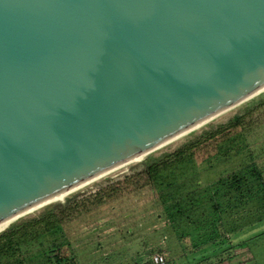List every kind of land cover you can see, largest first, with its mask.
I'll list each match as a JSON object with an SVG mask.
<instances>
[{
	"label": "water",
	"instance_id": "water-1",
	"mask_svg": "<svg viewBox=\"0 0 264 264\" xmlns=\"http://www.w3.org/2000/svg\"><path fill=\"white\" fill-rule=\"evenodd\" d=\"M264 88V0H0V223Z\"/></svg>",
	"mask_w": 264,
	"mask_h": 264
},
{
	"label": "rangeland",
	"instance_id": "rangeland-1",
	"mask_svg": "<svg viewBox=\"0 0 264 264\" xmlns=\"http://www.w3.org/2000/svg\"><path fill=\"white\" fill-rule=\"evenodd\" d=\"M236 114L243 116L241 128L237 132L244 131L247 154H253L264 185L262 92L179 140L148 154L142 161L122 166L78 188L62 201L47 204L12 222L10 225L36 218L47 209L53 208L58 212L61 206L72 207V211L63 219L61 233L46 235L23 247L27 257L34 256L27 264H56L54 256L57 252L61 256L73 257L69 264H133L138 260L142 264H151L152 255L160 251L166 256V264H264V212L263 218L259 220L258 213L253 212L249 220L241 223L233 220V225L229 223L226 228L233 232L227 236L234 247H228L221 254L209 255L211 250L217 252V248L221 249L222 245L220 242L219 246L217 242L218 245L208 246L214 232L211 234L210 230L203 229L208 219H216L219 215L213 212L212 202L205 199L202 205L188 214V220L184 218L171 222L166 218V209L144 174V161L148 156L174 151L203 130L226 123ZM209 150L199 151L196 162L201 163L207 158ZM231 165H221L211 171L203 170L201 180L208 179L204 181L205 185L215 182L223 169L231 170ZM226 174L224 172L222 175ZM250 184L256 189V183ZM228 197L219 196L216 201L224 206ZM195 231L198 233L194 234ZM216 239L219 240L217 236ZM52 244L58 250L46 253V256L38 254L42 248H53ZM205 257L209 258L202 261Z\"/></svg>",
	"mask_w": 264,
	"mask_h": 264
},
{
	"label": "trees",
	"instance_id": "trees-1",
	"mask_svg": "<svg viewBox=\"0 0 264 264\" xmlns=\"http://www.w3.org/2000/svg\"><path fill=\"white\" fill-rule=\"evenodd\" d=\"M242 120L243 116L236 114L226 123L213 125L203 130L174 151L159 156H148L144 161V174L147 181L152 190L158 194L160 203L166 209L165 216L171 222L178 219L184 220V218L188 220V214L202 205L205 199L212 202L213 212L219 215L216 219H208L203 229L210 230L211 234L214 232V237L209 239L208 246L215 245L217 242L220 246L221 242L222 250L219 248L217 252L211 250L209 255L221 254L228 247H234V243H231L227 236L233 231H228L230 228H226L229 223L233 225V220L241 223L250 218L253 212L258 213V220L263 218L262 175L254 162L253 154H247L248 144L244 131L237 132L241 128ZM209 148L208 157L201 163H197L198 152ZM229 163L232 164L229 168L231 170L223 169L215 182L205 185L204 181L208 179L201 180L203 170L211 171ZM238 166L241 167L239 170L236 169ZM224 172H227L225 176L222 175ZM250 183H256V189H253ZM202 185L205 186L202 187ZM219 196H229L224 206L216 201ZM60 208L58 212H55L53 208L47 209L40 216L12 224L1 232L0 264H27L34 256L27 257L23 251L25 245L46 235L61 233L63 219L72 211V207L61 206ZM197 233V231L194 232V234ZM216 236L220 241L216 239ZM51 247L53 248H42L38 254L46 256V253L58 250L55 244ZM54 257L56 264H69L73 261V257L61 256L59 252ZM208 258L205 257L202 261ZM142 263L139 260L133 262V264ZM144 263L148 262L144 261Z\"/></svg>",
	"mask_w": 264,
	"mask_h": 264
},
{
	"label": "bare ground",
	"instance_id": "bare-ground-1",
	"mask_svg": "<svg viewBox=\"0 0 264 264\" xmlns=\"http://www.w3.org/2000/svg\"><path fill=\"white\" fill-rule=\"evenodd\" d=\"M262 92H264V88L261 89V90H259V91H257V92H255V93H253L250 97H248V98L245 99L244 101L238 103V104L236 105V107L239 106L240 104L246 102L247 100L252 99L253 97L259 95V94L262 93ZM236 107H235V108H236ZM235 108H233V109H235ZM233 109H231V110H233ZM231 110H229V111H231ZM229 111H227V112H229ZM227 112H225V113H223V114H221V115H219V116H222V115L226 114ZM219 116H217V117H219ZM217 117H215V118H213V119H211V120L205 122L204 124H202V125H200V126L194 128V129H192V130H190V131H188V132H186V133H184V134H182V135H180V136H178V137H176V138H174V139H172V140H170V141H168V142H166V143H164V144H162V145H160V146H158V147H156V148H154V149H152V150H150V151H148V152H146V153H144V154H142V155H140V156H138V157H136V158H134V159H132V160H130V161H128V162H126V163H124V164H122V165H120V166L114 168V169H112V170H110V171H108V172H106V173L103 174V175H100V176L94 178L93 180H91V181H89V182H87V183H85V184H83V185H81V186H79V187H77V188H74V189H72V190H70V191H68V192H66V193H64V194H61V195H59V196H57V197H55V198H53V199H51V200H49V201H46V202H44V203H42V204H40V205H38V206H35V207H33V208H31V209L25 211V212H22V213H20V214L14 216V217H11V218H9V219H7V220L1 222V223H0V233L3 232V231H4V230H5V229H6V228L12 223V222L18 220L19 218L24 217V216H26V215H28V214H30V213H32V212L38 210L39 208H41V207H43V206H45V205H47V204L54 203V202H57V201H62L66 196H68L70 193L74 192V191L77 190L78 188H81V187H83V186H85V185H87V184H89V183H91V182H93V181H95V180H97V179H99V178L105 176L106 174H109V173L115 171L116 169H118V168H120V167H122V166H125V165H128V164H132V163H136V162H140V161H142V160H143L148 154H150V153H152V152H154V151H156V150H158V149H160V148H162V147H164V146H166V145H169V144H171V143H173V142H175V141H177V140H179L180 138L184 137L186 134L191 133V132H193V131L199 129L200 127H202V126H204L205 124L211 122L212 120L216 119Z\"/></svg>",
	"mask_w": 264,
	"mask_h": 264
},
{
	"label": "built area",
	"instance_id": "built-area-1",
	"mask_svg": "<svg viewBox=\"0 0 264 264\" xmlns=\"http://www.w3.org/2000/svg\"><path fill=\"white\" fill-rule=\"evenodd\" d=\"M151 264H165L166 256L164 252L154 253L150 260Z\"/></svg>",
	"mask_w": 264,
	"mask_h": 264
}]
</instances>
